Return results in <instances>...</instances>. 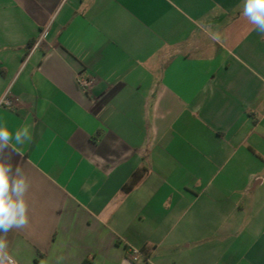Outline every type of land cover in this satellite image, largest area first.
I'll return each instance as SVG.
<instances>
[{"label":"crops","instance_id":"0c3cea01","mask_svg":"<svg viewBox=\"0 0 264 264\" xmlns=\"http://www.w3.org/2000/svg\"><path fill=\"white\" fill-rule=\"evenodd\" d=\"M241 11L0 0V121L32 136L3 153L29 181L17 264H264V35Z\"/></svg>","mask_w":264,"mask_h":264},{"label":"clouds","instance_id":"9594fccd","mask_svg":"<svg viewBox=\"0 0 264 264\" xmlns=\"http://www.w3.org/2000/svg\"><path fill=\"white\" fill-rule=\"evenodd\" d=\"M241 15L254 26L256 32L264 35V0H242ZM31 139L27 126L11 131L0 121V264H17L8 251L6 236L11 230L23 228L29 223V204L26 200L28 178L20 167L14 168L10 158H3V153L11 149L20 155L17 147L31 142Z\"/></svg>","mask_w":264,"mask_h":264},{"label":"built area","instance_id":"2783aa9c","mask_svg":"<svg viewBox=\"0 0 264 264\" xmlns=\"http://www.w3.org/2000/svg\"><path fill=\"white\" fill-rule=\"evenodd\" d=\"M45 35H46V31H44L37 39V41L33 44V47L29 52V55H31L40 47V45L44 41ZM95 83L96 81L94 78H87L82 76L78 77V85L84 92H89L94 87ZM13 106H14V101L11 98L10 94L9 93L5 94L2 100L0 101V107L12 108ZM136 252H137L136 250H133V253Z\"/></svg>","mask_w":264,"mask_h":264}]
</instances>
